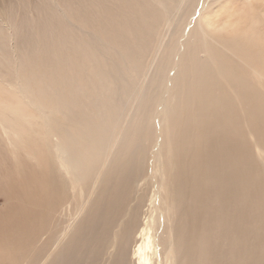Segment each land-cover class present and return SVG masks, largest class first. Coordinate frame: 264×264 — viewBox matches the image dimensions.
Instances as JSON below:
<instances>
[{"label": "bare ground", "instance_id": "1", "mask_svg": "<svg viewBox=\"0 0 264 264\" xmlns=\"http://www.w3.org/2000/svg\"><path fill=\"white\" fill-rule=\"evenodd\" d=\"M44 8L70 28L54 24L59 59H20L0 9V264H259L264 0ZM162 148L175 173L146 199L144 161ZM67 199V226L41 242Z\"/></svg>", "mask_w": 264, "mask_h": 264}, {"label": "rangeland", "instance_id": "2", "mask_svg": "<svg viewBox=\"0 0 264 264\" xmlns=\"http://www.w3.org/2000/svg\"><path fill=\"white\" fill-rule=\"evenodd\" d=\"M3 1V2H2ZM27 2V3H26ZM50 2V0H0V9L4 12L3 15H6L8 16L9 19H7L11 25V28H8L9 29V32L13 33V38H14V41L15 42V48H16V51H17V54L19 56L20 59H25L26 58H34V59H37V58H46L47 54L50 52V50H53L54 53H56V58L59 59V51H55L54 49V44L56 42V39L58 38V36L60 37V34L62 33H66V32H69L70 28L69 27H66L64 26V29H62L60 27V24L58 22L59 18H55L53 17L49 19L48 17V13L44 12V4ZM26 3V4H25ZM12 5V6H11ZM16 5V6H15ZM33 5V6H31ZM21 7V9H20ZM46 7V6H45ZM10 8V9H9ZM24 8V9H23ZM34 8H36L34 10ZM40 9V10H39ZM22 10V11H20ZM1 11V12H2ZM24 11V13H23ZM37 11V12H35ZM40 12V13H39ZM49 12V10H48ZM155 12V11H154ZM13 13V14H12ZM27 13V14H26ZM33 13V14H32ZM151 13V12H150ZM30 14V15H29ZM37 14V15H36ZM139 12H137V16L139 17ZM154 15V13H152ZM45 15V16H43ZM59 15V14H58ZM195 14H191V17L194 16ZM13 17V18H12ZM38 17V18H37ZM47 17V18H46ZM138 17L136 18L137 20ZM7 18V17H6ZM45 18V19H44ZM39 19V20H38ZM44 19V20H43ZM52 22H51V21ZM56 20V21H55ZM38 21V22H37ZM43 21V22H42ZM29 22V23H28ZM45 22V23H44ZM25 24V25H24ZM29 26H27V25ZM54 24H56L55 26H58L57 28V31L60 33H58L56 31V27L54 26ZM20 25H22L20 27ZM49 25V26H48ZM20 27V28H19ZM45 27V28H44ZM55 27V28H54ZM22 28V29H21ZM11 29V30H10ZM25 30V31H24ZM29 30V31H28ZM27 31V33H26ZM40 31V32H39ZM25 32V33H24ZM32 32V33H31ZM24 33V34H23ZM37 33V34H36ZM79 33V31H78ZM165 33V32H164ZM163 33V34H164ZM21 34V35H20ZM54 34V35H53ZM59 34V35H57ZM168 34L167 33V37L164 38L165 40L168 38ZM25 35V36H23ZM31 35V36H30ZM33 35V37H32ZM52 35V36H51ZM31 38H30V37ZM36 36V37H35ZM20 37V38H19ZM47 37V38H46ZM39 38V39H38ZM184 37L181 38V40H183ZM24 39V40H23ZM28 39V40H26ZM48 39V40H47ZM50 39V40H49ZM51 39H52V42H51ZM22 42H20V41ZM30 40V41H29ZM32 40V42H31ZM44 40V41H43ZM24 41V42H23ZM28 42V44L26 45L25 43ZM39 42V44H38ZM54 43V44H51V43ZM23 45H22V44ZM32 44L33 45V48H29V44ZM43 43V44H42ZM21 44V46H20ZM27 47V48H26ZM47 48V49H46ZM38 51H37V50ZM45 49V50H43ZM25 50V51H24ZM30 50L31 53H29L28 51ZM151 50L149 51H146L147 54H149ZM19 52V53H18ZM39 52V53H38ZM33 53V54H32ZM39 55H38V54ZM22 54V55H20ZM27 54V55H25ZM31 54V55H30ZM151 54V53H150ZM29 56V57H28ZM149 56V55H148ZM145 57V52H144V56ZM24 60V61H25ZM130 110H132V108H128L127 111H126V114L129 113H133L134 110H132V112H130ZM264 113V112H263ZM129 114V115H131ZM242 122H240L242 124V127L244 128V123H243V120H241ZM161 123V121L158 122V124ZM157 124V125H158ZM168 130V132H167ZM245 131V129H244ZM162 132L164 133H169V129H165L163 130ZM164 133H161L160 132V135L159 137L162 139H165L167 140V144L169 145V141H170V135L169 134H165L164 136ZM168 136V137H167ZM254 137H249V141L251 142L250 145H256L257 143H254L253 139ZM247 139V138H246ZM247 139V142H249ZM148 138H147V141L145 142V144H147L148 142ZM154 140V139H153ZM159 139L155 138V142L156 143H151L149 145L150 148V155L153 154V152L155 151L156 149V145L159 144ZM256 142V140H255ZM262 143V144H261ZM156 144V145H155ZM166 144V143H165ZM260 148L262 150H264L262 148V146L264 145V141H260ZM258 144V145H259ZM152 145V146H151ZM252 145L251 149L253 150L254 152V155L257 156V153H256V149H258L256 146L254 147ZM154 147V148H153ZM158 147V146H157ZM264 147V146H263ZM163 150V148H162ZM170 152V153H169ZM164 154V155H163ZM168 155V156H167ZM171 155V156H170ZM161 160H162V163H161V160L159 158H156V159H153L154 160V163L152 164L151 161H153L151 158H149L147 160L148 157L145 158V161H144V164H145V169H144V172L141 174V175H144V180H142L141 185H143V181H149L148 185L146 186V190H145V197L147 196L146 199H148L151 194L155 191L157 192V194L159 195H163L164 192H163V188H162V179L161 178H164V176L166 177H170L171 175H168L169 172L171 174L175 173V166L174 163H173V158H170V157H173V155L171 154V149L168 148L167 151H164L163 150V153H161ZM255 156V158H256ZM262 156V159H263V156L264 155H261ZM167 157L168 160L171 159V162L168 161L167 159H165ZM258 157V156H257ZM159 159V160H157ZM147 160V161H146ZM165 160V161H164ZM156 161V162H155ZM258 161V160H257ZM147 162V163H146ZM169 163V164H168ZM259 164H261L262 166H258L259 169L257 170L258 174L257 175H260L261 178H264V171L262 170L261 171V168H264V159H263V164L260 162ZM154 165V166H153ZM153 166V167H152ZM161 166V167H159ZM157 167V168H155ZM162 167L164 168L165 171H163ZM169 167V168H167ZM159 168H161V172H159ZM172 168V169H171ZM153 170V171H152ZM174 170V171H173ZM156 171V173L154 172ZM163 172V173H162ZM173 172V173H172ZM260 172V173H259ZM168 173V174H167ZM262 173V174H261ZM161 175V176H160ZM165 178V180L169 179V178ZM147 179V180H146ZM164 180V179H163ZM160 182V183H159ZM159 183V184H158ZM159 186L158 189H157V185ZM144 186V185H143ZM145 187V186H144ZM259 187V186H258ZM162 188V189H161ZM148 190V191H147ZM157 190V191H156ZM166 190V189H164ZM147 191V193H146ZM258 192H260V187L258 189ZM149 193V194H148ZM150 195V196H149ZM68 200V199H67ZM69 202H66V204H63V206L60 207L59 209V213L57 214V216L54 218L53 220V223L52 225V228H55L56 226L58 227L55 228V230H51V232L47 231L45 233L42 234V236L40 238H42L43 236H45V238L43 237V239L41 240V242L43 243H48L49 242V238L51 237L52 234H57V236H59L61 234V231L63 232V228L64 226L66 225L67 226V223H66V219L69 215V212H70V209L73 207V204H71L70 200H68ZM72 203H74V200L72 199ZM4 204V198L0 196V205H3ZM72 205V206H71ZM146 205V206H145ZM145 205H143V207L141 208V217L140 219H142L144 217V214L145 213H148L147 211H149V206L147 207L148 205V202L145 203ZM145 207V208H144ZM65 208V209H64ZM70 208V209H69ZM144 208V209H143ZM63 209V210H62ZM67 210V211H66ZM69 210V211H68ZM147 210V211H146ZM66 211V212H65ZM65 212V213H64ZM62 214V215H61ZM64 216V217H63ZM143 216V217H142ZM62 217V218H61ZM66 217V218H65ZM66 220V221H65ZM64 222V223H63ZM65 226V227H66ZM57 232V233H56ZM48 234V235H46ZM253 235H254V238H253V241H254V245H257L259 248L255 250L254 254H253V258L254 257H260L261 256V251L262 249L264 250V221L259 222V224L257 226H253ZM263 240V241H262ZM244 241L246 242V239L243 238L242 240V243H244ZM50 243V242H49ZM263 246V247H262ZM261 248V249H260ZM50 248H48V251H49ZM50 253V252H49ZM205 261H209V262H205L206 264H211L212 262V255L208 254ZM213 263V262H212ZM26 264V263H24ZM259 264H264V259L261 260V262Z\"/></svg>", "mask_w": 264, "mask_h": 264}]
</instances>
